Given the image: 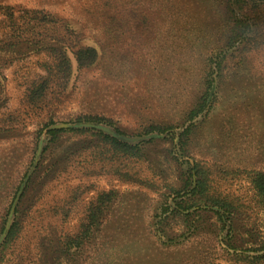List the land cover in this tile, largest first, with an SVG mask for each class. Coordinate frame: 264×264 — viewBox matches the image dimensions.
Listing matches in <instances>:
<instances>
[{"label":"rangeland","instance_id":"374dc122","mask_svg":"<svg viewBox=\"0 0 264 264\" xmlns=\"http://www.w3.org/2000/svg\"><path fill=\"white\" fill-rule=\"evenodd\" d=\"M34 10L52 21L23 16ZM238 20L248 31L228 47ZM81 47L96 58L78 68ZM205 81V105L188 119ZM37 82L46 90L32 106L26 93ZM152 123L170 128L128 136L139 156L105 152L95 135ZM194 164L207 170L211 194L234 202L232 219L220 229L202 216L194 235L165 234L164 219L194 186L192 171L190 188L174 192ZM256 172L264 173L263 1L0 0V264H264ZM198 208L226 214L178 210ZM94 212L96 231L68 242Z\"/></svg>","mask_w":264,"mask_h":264},{"label":"trees","instance_id":"16d2710c","mask_svg":"<svg viewBox=\"0 0 264 264\" xmlns=\"http://www.w3.org/2000/svg\"><path fill=\"white\" fill-rule=\"evenodd\" d=\"M237 3L238 1H243V2H248V0H235ZM250 1H256V0H250ZM263 1L264 0H259ZM9 8V7H7ZM45 13V12H44ZM41 13L37 10L34 11H29L25 12L23 16H29V18H41L44 21H52L51 19H48V17L52 14H44ZM22 17V16H21ZM3 20L4 23H6V26H10L14 24V15L13 11L10 9H5L3 12ZM228 29H230L229 36L227 37L226 44L228 47L234 45V43L241 39L244 34L248 31V25H246L245 22L242 21H234L232 24L228 25ZM75 58L78 64V68H83V67H88L89 65L93 64L96 58V50L93 48L89 47H81L78 48L75 52ZM211 72H209L208 78L210 77ZM46 83H34L30 85L27 89L26 93V98H28V103L32 106H35L38 101L42 99V96L45 93L46 90ZM205 87L204 91L199 99V102L197 103L196 107L192 109L189 114L187 115L188 119L194 117L197 113H199L204 105H205V99L208 95V90L210 89L211 86V81H205ZM82 116H77L76 120L80 119H87V120H92V121H97V122H108L110 124H113L112 120L108 117H103V115L99 114H81ZM170 128V125H161V124H149L146 126H143L142 129L139 132H136L137 134H129L123 132L120 128L115 126V133L118 135L122 136H132V135H142L146 134L147 132L151 131H158L161 132L164 129ZM61 132V130H56V131H51L50 134L52 136H57L58 133ZM97 137L100 138L102 141L103 145L107 144L108 148L105 150V152L112 151V155H115L117 153L123 154V156H139L141 154V148L140 146L137 145H131L130 143L119 140L118 138L115 137H109L107 135H102L101 133H95ZM183 136V135H182ZM99 144V143H97ZM185 142L184 138L180 137V148L181 150H184L185 147ZM192 171H194V186L191 187L190 191L187 192L188 195L185 196V198L181 199V201L176 202V206L178 209H188L193 206H200V205H205V206H216L224 210V213L226 214H221L218 211H210L208 209H201L198 208L196 211L192 213H182L178 209L173 210L169 216L164 219V223L162 226V231L165 234H170L172 233L171 231H176L180 227V231H182L181 234H186L188 235H194L195 232H199L203 227H201L202 221H204V218H201L202 216H205L207 219H212L214 220V217L218 222H220L221 227L220 229L224 228L225 221H224V216L227 217L228 219H232V210L235 208V204L233 201H229L227 197H222V196H215L210 193L209 191V181H208V174L207 170L199 165V164H194L193 167H188L186 171L184 172L182 184L179 185L178 189H172V191L176 193H180L181 191H186L187 189L190 188V184H192ZM254 187L256 196L258 198V202L260 205L264 206V173L263 172H256L252 175L251 177V183ZM103 196V195H102ZM166 210V209H165ZM164 210V212H165ZM99 212H94L90 215H88V224L85 225V229L80 232L79 236H76L74 238H68L66 239L68 242L72 243L73 241L77 242L79 240V243H81L82 237L81 234L83 232H90L92 233L96 231V228L98 226L97 223V217H98ZM18 219L12 224L9 232H8V237L6 240L10 239L11 237L15 236V234L18 231ZM87 226V227H86ZM90 229V230H89ZM170 238V237H169ZM84 239V237H83ZM50 246H54L58 243L57 240H55V237L53 233L46 239ZM67 241L65 242L67 244ZM64 243V244H65ZM47 248V247H46ZM264 258V257H262ZM44 263V262H43Z\"/></svg>","mask_w":264,"mask_h":264},{"label":"water","instance_id":"95a60500","mask_svg":"<svg viewBox=\"0 0 264 264\" xmlns=\"http://www.w3.org/2000/svg\"><path fill=\"white\" fill-rule=\"evenodd\" d=\"M111 135L112 136H114L115 138H118L119 140H123V141H126V142H128V143H132V141H133V138H130V137H128V136H122V135H118V134H116V133H114V132H111ZM8 229V228H7Z\"/></svg>","mask_w":264,"mask_h":264}]
</instances>
